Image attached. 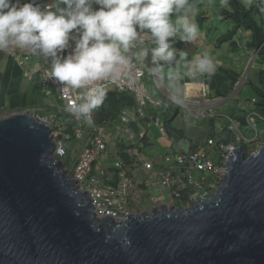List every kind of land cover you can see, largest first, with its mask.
I'll return each instance as SVG.
<instances>
[{"label":"water","instance_id":"1","mask_svg":"<svg viewBox=\"0 0 264 264\" xmlns=\"http://www.w3.org/2000/svg\"><path fill=\"white\" fill-rule=\"evenodd\" d=\"M51 127L0 118V264H264V147L230 156L210 197L99 218L55 156Z\"/></svg>","mask_w":264,"mask_h":264},{"label":"clouds","instance_id":"2","mask_svg":"<svg viewBox=\"0 0 264 264\" xmlns=\"http://www.w3.org/2000/svg\"><path fill=\"white\" fill-rule=\"evenodd\" d=\"M227 3L228 0H221L222 5ZM57 4L58 6L53 8L51 4H44L43 2H37V0H26V2H22V0H0V50H7L15 45L18 48L29 49L34 54H39L50 62V76L69 90L76 91L80 95V99L71 103L67 108L66 103L59 97L57 89L51 87L47 91L42 83L47 95L54 94L60 99L61 107L58 108L59 111L70 112L77 119L92 123L94 111L101 108L107 99V90L129 92L135 100L133 105L137 106L136 95L131 91L106 89L100 85L102 81L111 82L126 78L131 79V60L135 50L137 56L135 60L145 73L143 83L148 93L149 87L145 83L147 72L139 62L140 57L149 59L152 76L160 87V91H164L162 80L166 82L171 91L170 99L174 104L173 111L178 106H188V116L191 119L206 120L208 125L211 126L210 136L201 145L189 142L187 148L182 143L184 138L178 140L174 155L176 163L178 155L186 151L193 153L203 149L208 145V140L213 137L216 141L213 150L217 145L233 142L237 144V148L241 149L246 159L256 155L261 147H264V119L258 121L259 138L253 143H237L234 133L229 130L227 122L228 118L233 119L238 127L245 131L246 136L251 139L253 134L249 137L247 133L251 132L245 130L247 116L253 111L264 117V113L255 103L254 96L250 98L251 107L246 110L243 121L236 119L231 114H217L209 108L210 105L207 102L202 103L199 100H194L193 108L191 109L189 106L188 102L190 100L182 81L185 78L195 80L200 76L211 77L215 74L219 63V61L212 58L208 51L195 55L189 60L185 51L172 46L176 42V37H179L182 42L191 43L200 35L199 25L194 22L196 10L189 4V0H57ZM94 5L98 7H94ZM218 20H220L219 22L223 21L220 16H218ZM224 23L228 25V22L223 21ZM212 27L216 26L212 25ZM242 30L244 29L238 31V35ZM144 34L145 43L142 40ZM147 35L152 38L151 44L154 47L147 48V44L150 43ZM257 55L258 51L253 50H250L249 55H247L250 59L249 69L255 63H259L256 61ZM166 66L169 69L167 71L165 70ZM181 68L183 71H181ZM44 70L46 69H43V76ZM199 86L203 96L202 99L209 100L206 85L200 83ZM203 89H205L206 95L202 94ZM149 95L154 102V98L150 93ZM153 102H149L146 108ZM135 109L136 107L129 110L128 117L131 116L130 119L139 116L145 118L144 121L151 120V115L148 114L147 109H145L144 116L135 113ZM199 109L203 111L205 116L199 119L192 117L191 113H195ZM34 115L38 120L51 127L53 135L56 127L51 123V118L46 115ZM165 118L166 115L163 114L162 121H155V125L157 124L158 130L160 125L163 128V133L167 135L164 127ZM215 121H219L224 125V131L216 132ZM129 122L130 120L127 121L126 125H129ZM114 128L117 142L126 140L130 142V145H133V148L139 147L142 151L149 143L147 141L145 145L143 144L144 139L147 137L145 135L141 139L142 145H135L136 142L132 143V140L127 138L125 134L117 133L118 124ZM136 139H139V137H136ZM53 140L55 141L54 137ZM115 146H109V149L112 150ZM168 153L164 151L162 159L169 160ZM236 155L237 153H234L233 159ZM55 156L63 162L66 159V156H59L57 149H55ZM145 161L151 162L155 168L162 169V167L155 165L154 160L148 158ZM64 165L71 179H73L74 170L67 166L65 162ZM144 175L145 177L149 175L147 169ZM145 177L140 183V188L147 192ZM217 188L213 189L208 197L214 194ZM148 198V196H141L137 208L135 207L130 214H140L153 210L143 209V202ZM157 203L153 208L167 205L162 203L157 205ZM195 203L176 204L180 205V208H186L190 205L192 207ZM174 206L176 205L173 204L166 208L171 209ZM126 217L127 215H124L122 218L114 220L118 222Z\"/></svg>","mask_w":264,"mask_h":264},{"label":"crops","instance_id":"3","mask_svg":"<svg viewBox=\"0 0 264 264\" xmlns=\"http://www.w3.org/2000/svg\"><path fill=\"white\" fill-rule=\"evenodd\" d=\"M22 2H26V0H22ZM37 2L51 4L53 8L58 6L57 0H37ZM189 4L196 10L194 22L199 25L200 35L191 43L182 42L179 40V37H176V42L172 46L178 50L185 51L189 60L195 55L208 51L212 58L219 61V63L217 64L215 74L211 77L200 76L195 80L185 78V80L182 81L188 94V99L190 100L188 104H190L189 106L192 109L194 100H199L202 103L207 102L210 105L209 108L214 110L217 114H231L234 115L236 119L243 121V116L247 112L246 110L251 107L250 98L255 95L251 83L257 81V70L260 68V63H255L253 67L249 69L250 59L247 55H249L250 50L247 48V43L251 39V35L245 30H242L239 35L237 34L236 42L238 43V48L233 51L229 44L220 43L218 40L219 35H215L216 33L223 32L220 28H218V32L210 30L212 24H210L209 19L212 17L214 21H218V13L222 10V4L218 0H189ZM94 7L98 6L94 5ZM206 15L207 17L204 18ZM225 24L227 23H224V25ZM228 27L229 25H227V27L225 26V28L229 30ZM147 37L150 39L147 48L154 47V45L152 46L151 44L152 38H149V35H147ZM241 50H247L248 53L244 55L240 53ZM238 53L244 56L240 57ZM139 62L147 72L145 83L149 87V93L154 98V102L150 103L148 107L145 108L148 114L151 115V120L140 123L137 130L130 128L128 125L124 126L118 123L119 128L117 133L125 134L127 138H130L131 135L140 137L142 133L147 135V141H149V143L145 146L144 151L137 148L139 152L137 161L139 158V163H141V159L147 160L149 158L155 161L156 166L166 168L175 163V158L164 160L162 159L163 153L164 151H171L176 145L172 144L173 140L170 139L168 135L158 130L157 124L155 125V123L157 121H162L163 114L167 116V114L172 115L175 113L173 125L184 130L185 123L194 125L198 124L200 120L197 121L188 116V106H178L176 110L173 111L174 104L170 99L171 91L167 87L166 82L162 80L164 91H160V87L156 84L152 76L149 59L140 57ZM43 69H50V62L39 54H34L29 49L18 48L13 45L7 50H0V118L19 112L46 115V107L48 105L61 104L58 97L54 94L47 95L45 89L42 87ZM165 70H169L167 66ZM181 71H183L182 68ZM228 71L233 72L242 79L238 81L234 90L224 96L223 94H226L227 85L230 81ZM200 83L206 85L209 100L202 99L201 89H199ZM111 92L114 91L107 90V93ZM218 92L220 93L218 94ZM135 107L137 106L131 105L125 109L131 110ZM181 114L185 117V121L181 120L180 123H176V119H178ZM109 123L117 125L116 122L113 121ZM201 124L207 126V135L209 137L212 131L211 126L208 125V121L204 120ZM154 128H156L158 132L154 130ZM187 136L188 137L182 140V143L187 148L189 144L185 141L200 145L203 142H195L193 138L189 135ZM139 170L141 176L146 173V169L141 166Z\"/></svg>","mask_w":264,"mask_h":264},{"label":"built area","instance_id":"4","mask_svg":"<svg viewBox=\"0 0 264 264\" xmlns=\"http://www.w3.org/2000/svg\"><path fill=\"white\" fill-rule=\"evenodd\" d=\"M142 40L145 43V34L142 36ZM144 45V44H143ZM67 54V53H65ZM135 50L132 54V74L131 79H123L119 81L111 82H100L106 89H118V90H129L136 95L137 98V107L135 113H138L140 116L145 115V108L149 102H153L150 97L148 90L143 83L144 70L136 62ZM43 87L50 90L51 87L56 88L59 94V97L66 103L68 106L80 99L78 92L69 90L63 86L60 82L56 81L50 76V70H44L43 76ZM203 95H206L205 89L202 91ZM70 113V112H69ZM194 118H203L205 115L202 110H197L195 113H191ZM94 117V114H93ZM92 117V123H93ZM131 116L128 115L122 118L123 122L127 124ZM261 114L251 112L247 118V124L245 130L253 134L252 138H248L245 134V131L240 129L237 123L228 118V127L234 133L235 140L237 143H253L259 138V126L258 121L263 120ZM73 120L77 122L79 128L75 131V136L77 139H81L87 131L83 128L84 121L77 119L73 116ZM92 124V123H87ZM215 130L216 132L224 131V125L215 121ZM160 132L163 133V128L159 125ZM88 137L85 139L84 144L81 147V150L78 153V163L74 169L73 179L78 182V188L80 192L86 193L91 205H93V210L95 214L99 217H111L113 219H120L124 215L130 214L134 208L138 206V202L141 199L143 190H140V183L143 181L144 176L140 175V170H135L126 176L124 174L125 167L128 169L125 163L121 160L114 161L111 166L112 168L120 169V180L116 185L107 184L103 182V179H109V174L103 169L101 163L103 160L108 158L109 146L107 139L104 137V129L98 125H93L88 132ZM60 131L53 132V137L56 143V149L59 156L64 157L67 154V149L69 148V142H66L64 139L60 138ZM145 135L142 133L139 139H136L135 136L131 135L130 140L136 142L135 145H142L141 139ZM90 145L94 147H90ZM216 145L215 138L208 140V145L203 149L191 153L186 151L183 154H180L176 157L178 168H155L153 164L149 161L139 158L137 163H134L133 166L136 168L141 166L148 170L149 175L146 178V189L148 197L155 202L168 204V202H175L179 197H186V192H188L187 198L190 203H194L198 199L208 197L213 189L217 188L223 181L224 176L227 173V163L231 161L230 156H234V149H237V144L233 142L229 144L217 145L213 150V146ZM139 148V147H138ZM106 151V153L104 152ZM108 153V154H107ZM128 153H133L139 155L137 148L128 149ZM230 155V156H229ZM179 165H182L179 167ZM181 170V175H178V172ZM202 172L201 178H194L192 175L194 172ZM96 174L90 179L92 173ZM206 174H209V178H206ZM210 182V188L205 189V184ZM189 190V191H188ZM152 191L153 197L150 193ZM186 191V192H183ZM183 192V195H181Z\"/></svg>","mask_w":264,"mask_h":264},{"label":"trees","instance_id":"5","mask_svg":"<svg viewBox=\"0 0 264 264\" xmlns=\"http://www.w3.org/2000/svg\"><path fill=\"white\" fill-rule=\"evenodd\" d=\"M221 3V0H218ZM249 3V4H247ZM246 3L245 0H228L227 4L222 5V10L218 13V16L221 17L223 21L228 23L232 22L231 28L222 33H216L218 36V40L222 44H229L233 51L238 48V43L236 42V35L240 29H244L249 31L251 35L250 41L247 43V46L250 50L258 51V55L256 61L260 63V68L257 70V81L255 83H251L255 103L260 108L261 112L264 113V0H248ZM207 15L204 17L206 18ZM201 18V17H200ZM230 21V22H229ZM211 31H217L218 27H210ZM218 32V31H217ZM230 75V81L227 85L226 94L228 95L232 90H234L237 82L240 77L234 74L231 71H228ZM220 92H218L219 94ZM221 95V96H223ZM135 102L133 95H131L127 91H114L107 94V99L105 100L103 106L100 109H96L94 111L93 123L87 124L83 123V128L87 131L83 135L81 139H77L75 136V131L79 126L77 122L73 120V116L70 113L64 112L60 110L57 115L50 116L48 112H46V116L51 118V123L56 127V131H60V138L64 139L66 142H69V148L67 149L66 159L64 162L67 166H70L73 170L75 169L79 159L78 153L81 150L82 145L84 144L85 139L88 137V132L90 131L93 125H98L104 129V137L107 139L108 146H111L108 134H115V128L113 124L109 122L122 123V118L128 115L129 110L125 108L133 105ZM175 118V113L170 115L167 114L164 119V127L166 134L170 139H172V144L177 145L178 140L188 137L186 132L182 129H179L173 125V121ZM145 118L134 117L130 119L129 127L137 130L140 123L144 122ZM123 125L126 126V123L123 122ZM148 137L144 139V145L147 143ZM76 145L79 149L76 150V154L72 150V144ZM116 146L114 149L109 150L108 158L103 160L101 166L103 169L109 174L110 178L103 179L104 183L116 185L120 180V173L122 170L112 168L111 164L116 160H121L125 163L128 169L123 167L124 174L126 176H130L132 171L138 170L139 167H135L132 164L137 163V155L133 153H128L129 148H133V145H130V142L126 140H122L121 142L116 141ZM90 147H94L90 145ZM114 147V146H113ZM140 150V148H139ZM106 153V151H104ZM176 153V146L172 148L168 153V158H174ZM75 155L76 161H73V156ZM74 162L71 166L70 163ZM182 165H179L181 167ZM171 168H178V164L175 162L171 165ZM96 172L92 173L89 179L94 176ZM202 172H194V178H201ZM178 175H181V170L178 172ZM206 178H209V174H206ZM210 182L205 184V189H209ZM140 190H143L140 188ZM189 191V190H188ZM186 192V191H183ZM181 192V195H183ZM185 195V194H184ZM181 196L176 200L178 204H188V192H186V197Z\"/></svg>","mask_w":264,"mask_h":264},{"label":"rangeland","instance_id":"6","mask_svg":"<svg viewBox=\"0 0 264 264\" xmlns=\"http://www.w3.org/2000/svg\"><path fill=\"white\" fill-rule=\"evenodd\" d=\"M245 1L247 3L248 0H245ZM247 4H249V3H247ZM209 21H210V24L215 25L216 27L220 28L223 32H225L227 30V28H225V26L227 27V24L224 25L223 21H221V22H219V20L218 21L217 20L214 21L212 17L209 19ZM231 24H232V22L228 23V25H229L228 28L229 29L232 26ZM240 53H243L244 55H246V53H248V51L247 50L246 51L241 50ZM243 54H239L238 53V55H240V57L244 56ZM243 74H244V72H243ZM52 105H53V107H52ZM59 107H61L60 104H57V105L56 104H51V105H48L46 108H47L48 114L50 116H54V115H57L58 112L60 113V111L58 109ZM181 120L185 121V117H183L182 114L178 117V119H176V123H180ZM201 122L202 121H199L198 124H194V125L185 123V125H184L185 126L184 130H185L186 134L189 135L191 138H193L195 140V142L205 141L207 139V137H208V135H207V132H208L207 126L202 125ZM154 130L157 131L156 128H154ZM247 135L250 137L252 135V133H247ZM108 136H109V140H110L111 145L115 146L116 145V141H117V136L116 135L113 136L111 133L108 134ZM185 142L188 144V141H185ZM71 144L73 145L72 146V150L74 151V154H76V150L79 149V148L76 145H74V142L71 143ZM254 145H255V143H254ZM146 152L149 153L148 151H146ZM73 161L74 162L76 161L75 155L73 156ZM74 162L70 163V165L72 166L74 164ZM147 195H148V193L143 191L141 196L142 197H147ZM150 195H151V197H153L152 191H151ZM158 204L159 203H157V205ZM168 204H169L168 206L166 205L167 208H169V206L173 205V204L180 208V205H177L175 202H173V203L172 202H168ZM155 205H156L155 200L152 201L150 198H148V199L144 200V202H143V209L150 211L153 208V206H155Z\"/></svg>","mask_w":264,"mask_h":264},{"label":"flooded vegetation","instance_id":"7","mask_svg":"<svg viewBox=\"0 0 264 264\" xmlns=\"http://www.w3.org/2000/svg\"><path fill=\"white\" fill-rule=\"evenodd\" d=\"M174 207H177V206H174ZM161 208V206L160 207H158V209H160ZM152 209H154V208H152Z\"/></svg>","mask_w":264,"mask_h":264}]
</instances>
